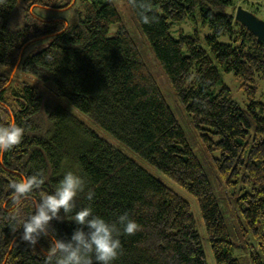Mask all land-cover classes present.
Returning a JSON list of instances; mask_svg holds the SVG:
<instances>
[{"label":"trees","instance_id":"1","mask_svg":"<svg viewBox=\"0 0 264 264\" xmlns=\"http://www.w3.org/2000/svg\"><path fill=\"white\" fill-rule=\"evenodd\" d=\"M126 2L201 132L198 150L126 28L119 25L109 36V27L121 21L111 0H0V124L14 117L25 129L18 145L0 153V264H48L49 238L28 244L19 219L69 170L86 181L75 210L90 206L110 222L127 213L139 225L134 234L120 235L112 264H209L185 196L67 108L43 105L42 89L16 81L17 72L36 78L192 196L214 264H264V101L256 100L264 43L234 18L239 3L255 15L257 9L247 0ZM188 19L209 29L204 44L210 54L197 31L173 36L172 28ZM221 70L243 81L245 107L232 97ZM41 171V187L14 206L9 183ZM88 190L94 192L90 202ZM75 227L54 220L49 231L67 238Z\"/></svg>","mask_w":264,"mask_h":264},{"label":"clouds","instance_id":"2","mask_svg":"<svg viewBox=\"0 0 264 264\" xmlns=\"http://www.w3.org/2000/svg\"><path fill=\"white\" fill-rule=\"evenodd\" d=\"M144 23L149 16L141 13ZM25 129L14 117L0 124V153L8 152L18 145ZM45 177L41 172L22 176L8 185L12 192L14 206H19L34 190L39 189ZM86 187L84 177L74 171H66L54 190L41 191L34 211L20 218L21 239L35 246L40 239L49 238L48 264H112L121 249L120 235L134 234L139 225L127 213L120 214L115 221L93 214L90 206L76 209V198ZM86 198L90 202L94 192L88 190ZM70 220L76 225L70 236L62 238L49 231L52 221Z\"/></svg>","mask_w":264,"mask_h":264},{"label":"rangeland","instance_id":"3","mask_svg":"<svg viewBox=\"0 0 264 264\" xmlns=\"http://www.w3.org/2000/svg\"><path fill=\"white\" fill-rule=\"evenodd\" d=\"M120 16V23L112 24L109 27L108 34L109 36H114L119 25H123L126 30L129 32L133 40L135 41L142 57L145 63L148 65L151 72L154 74L158 84L160 91L172 110L175 118L179 122L182 130L185 133V136L190 144V146L193 147V144L196 147V150H198L197 142L199 140V143H201L200 140V131H198L196 128L193 127V125L190 122V118L187 116L185 110L183 109L182 104L178 99L176 98L172 88L170 87L165 75L163 74L161 68L159 67L157 61L155 60L154 54L150 49L149 43L144 35V33L139 28L138 24L136 23L135 19L133 18V15L131 13L130 7L127 4L126 0H111ZM248 1V0H247ZM249 2V1H248ZM251 3L254 4V7L256 8L255 0H251ZM69 8L62 9L59 12L64 13ZM41 13H44L45 15L50 16H57L53 15L52 13H47L46 11H42ZM67 17L70 16V11L65 13ZM256 16L260 19L264 20V15L260 10H257ZM182 31L185 34H194L195 31L199 34L201 38V45L207 50L208 54L209 50L204 44V36L209 34V29L207 27L203 28L200 24H195L191 20H186L181 24H177L172 28V34L174 37H178L179 32ZM221 41H227L225 38H222ZM36 48L35 46H32L28 49L27 52H32ZM15 80L20 82H28L30 84H33L43 91V105H46L47 102H55L57 105H61L64 108H67L72 113H74L82 122H84L86 125H88L91 129H93L101 138L108 141L111 145L119 149L121 152H123L127 157L132 159L134 162H136L139 166L144 168L146 171L151 173L153 176L157 177L164 183L168 184L170 187L174 188L176 191H178L180 194L185 196V198L190 202L192 207L193 215L197 222V227L199 229V232L201 234V238L203 240L204 244V251L206 258L209 262V264L213 263L212 258V252L211 248L209 246V243L206 239L205 230L201 221V215L199 211V207L197 204V201L190 196L188 193H186L182 189L180 190L176 184H174L172 181H170L168 178L163 176L160 172H158L153 166H151L145 159H143L141 156H139L135 151H133L131 148H129L125 143L118 140L116 137H114L112 134H110L108 131L104 130L101 127H98L94 123L91 122L89 117L78 111L75 107H73L68 101H66L63 98L55 97L53 94L46 89H44L41 85V83L34 77L23 74L22 72H17ZM222 79L224 84L231 90L232 97L239 102V104L242 107H245L248 103V98L246 94L244 93L243 88V81L240 78L235 77L232 73H226L222 70L220 71ZM16 74V70L12 71L11 81H13V78ZM258 91L256 94V100L264 101V80H261L259 82ZM250 264V262L248 263Z\"/></svg>","mask_w":264,"mask_h":264},{"label":"water","instance_id":"4","mask_svg":"<svg viewBox=\"0 0 264 264\" xmlns=\"http://www.w3.org/2000/svg\"><path fill=\"white\" fill-rule=\"evenodd\" d=\"M234 18L248 31H250L258 41L264 43V20L257 17L254 13L238 6L235 10Z\"/></svg>","mask_w":264,"mask_h":264},{"label":"built area","instance_id":"5","mask_svg":"<svg viewBox=\"0 0 264 264\" xmlns=\"http://www.w3.org/2000/svg\"><path fill=\"white\" fill-rule=\"evenodd\" d=\"M251 3V0H248ZM256 8H258L264 15V0H255Z\"/></svg>","mask_w":264,"mask_h":264}]
</instances>
